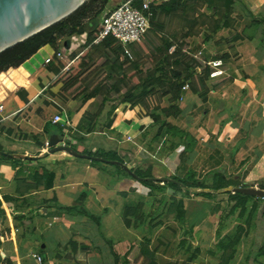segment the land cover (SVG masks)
<instances>
[{"label": "rangeland", "instance_id": "374dc122", "mask_svg": "<svg viewBox=\"0 0 264 264\" xmlns=\"http://www.w3.org/2000/svg\"><path fill=\"white\" fill-rule=\"evenodd\" d=\"M190 2L197 8L195 12L171 13L161 18L160 29H151L136 48L145 67L151 65V58L159 56L158 50L166 43L179 48L184 66H191L197 76L192 81L196 93L190 87L174 100L171 95H163L164 87L154 82L147 88L134 90L136 102H123L111 110L109 101L75 98L74 91L63 90L62 84L51 85L55 78L53 67L65 65L67 59L53 60L52 65L43 66L41 61L48 53L42 51L25 63L26 69L34 70L29 77L22 67L0 73V100L5 105L0 114V150L49 158H38L34 163L12 158L16 159L13 165L24 160L27 165L20 170L32 178V182L24 178L19 185L21 191L35 184L37 172L55 175V169L63 168L64 161L76 164L84 160L95 170L82 180L79 188H89L91 183V188L94 186L101 193L103 186L108 189L113 185L115 172L121 168L115 162L120 161L116 144H144L150 153L142 149L140 154L150 156L148 159L153 164L146 163L140 170L150 177L146 184L135 177L132 185L126 183L120 214L114 210L118 206L113 190L105 191L107 195L100 197L105 204L103 212L83 214L89 220L90 215L97 219L99 224L91 220L99 234L112 241L120 264H149L150 259L142 254L149 240L156 256L160 257L161 252H166V256L171 254V247L162 242L165 237L160 241L156 235L164 225L162 222L180 214L181 202L196 221L213 210L217 216L218 229H205L200 245L205 253L195 264H264V193H251L264 191V38L260 35L247 38L242 32L246 22H239L234 11L227 19L226 10L215 5L216 0ZM118 3L120 0H110L95 17L94 10L88 13L84 21L86 37L99 25L102 15ZM225 22L229 27L223 26ZM261 22L264 25V19ZM201 43L207 44L204 54L201 59L195 58L193 55ZM221 47L231 51L227 53L232 58L229 75L208 77L202 83L200 78L208 66L205 61L210 59L205 58L206 54ZM187 48L190 58L184 57ZM82 50L80 47L73 54ZM99 51L90 47L86 52L97 56ZM52 72L53 79H48ZM137 77L133 71L131 79L136 82ZM27 78L29 84L25 87ZM102 95L107 100L118 96L109 92ZM57 114L63 119L57 123L61 130L51 128L47 132L46 124L53 123ZM130 115L135 117L134 129H130L133 122ZM123 125L126 131L119 130ZM90 128L92 131L88 132ZM131 133L137 135L132 140ZM188 144H192L190 149L185 148ZM129 150H125L124 156ZM2 161L9 159L0 155ZM78 175L79 171L74 169L68 181L77 183ZM255 183L257 186L252 188ZM223 185L226 186L215 190ZM202 192L211 196H202L207 201L202 200L201 204L187 199ZM235 193L250 198L243 202L235 198L238 197ZM73 204L80 209L85 204L84 198L78 197ZM170 208L174 211L167 215ZM175 224L178 232L189 226L186 222L175 221Z\"/></svg>", "mask_w": 264, "mask_h": 264}, {"label": "crops", "instance_id": "0c3cea01", "mask_svg": "<svg viewBox=\"0 0 264 264\" xmlns=\"http://www.w3.org/2000/svg\"><path fill=\"white\" fill-rule=\"evenodd\" d=\"M233 11V14L237 17L236 19L241 23H247L252 17L261 21L264 19V0H234ZM253 34L254 37L260 35L264 38L262 23L257 26ZM206 46L207 44L201 43V48H198L197 51L200 50L204 54L203 50ZM42 51H47V56H49L52 48L45 45L33 57L39 56ZM220 52L229 54L231 51L225 47L216 48L215 50L210 49L208 54L211 57L209 58H213ZM33 57L20 66L28 71V77L34 70L31 67L32 70L30 71L24 65ZM231 59L229 57L224 61L226 66L223 67L226 71L222 77L229 75ZM43 60L41 61L42 65ZM239 65L246 67L247 63H239ZM49 73L51 72L49 71ZM53 77L54 74L48 79H53ZM26 80L27 82L23 85L25 87L29 84L28 78ZM41 83L45 85V81L41 80ZM130 117L133 120L130 129H134L133 127L136 125L135 117L132 118V115ZM119 130L126 131V126H120ZM136 136V134L131 133L130 139L132 140ZM116 145L120 161L115 162L121 168L115 172L113 185H109V190L106 186H103L101 193L94 186L91 188V183L89 188H79L82 180L93 174L95 170H91V164L86 163L84 160H80L76 164L71 161H64L63 168L55 169L51 187L46 188L43 185H38L29 191L19 190V185L21 186L23 181H17V177H19L20 179L28 178L27 181L32 182L31 176L28 177L27 173L20 170L23 165H27L28 161L26 163L22 160L19 164L14 165L10 160L0 162V264H114L108 243L109 239L103 234H99L95 223L83 214L85 212H103L105 204L100 201V197L107 195L105 191L111 190L116 193L113 196L117 197L115 202H117L118 208L116 207L114 210L117 214H120L122 196L125 195L124 188L127 187L126 183L132 185L134 183H132L133 177L138 179L134 173L136 169L141 168L146 163L153 164L149 160L150 156L140 154L142 149L150 153L145 149L144 144ZM180 147L182 146H178V148ZM127 148L130 150L124 156ZM43 159L49 158H39V160ZM74 169L79 171L77 183L76 181H68V177L72 176ZM125 172L127 173L125 174ZM147 178L145 177V179ZM74 183H76V186L71 185ZM251 186L252 188L253 186L256 187L257 183ZM78 197L84 198L85 203L80 209L73 204ZM187 199L195 204H201L202 200H206L201 195ZM71 207L72 209H67ZM184 207L185 220L192 229L191 242L194 245L202 246L206 234L205 229L210 231L218 229L216 213L213 210L211 214L207 213L196 221L195 218H192L191 211L190 213L187 211L186 205ZM210 238H213V236ZM70 242L76 243L74 248L69 245ZM210 243L212 242L210 241ZM34 254H39L42 257L41 263L33 256Z\"/></svg>", "mask_w": 264, "mask_h": 264}, {"label": "trees", "instance_id": "16d2710c", "mask_svg": "<svg viewBox=\"0 0 264 264\" xmlns=\"http://www.w3.org/2000/svg\"><path fill=\"white\" fill-rule=\"evenodd\" d=\"M109 1L110 0H87L74 13L61 21L0 52V73L10 68H19L45 45H49L54 50H58L62 39L68 38L74 34L85 32L84 21L87 19L89 12H93L94 10L93 17L98 16L105 9ZM140 2L141 0H136L134 4L138 6ZM233 4L234 0H216L215 5L226 10V18L228 19L230 18V15H232ZM196 9L197 8L190 2V0H152L149 9L146 11L149 16V28L140 42L127 45L119 43L112 36H106L97 44L92 43L101 28L100 25H97L92 32L87 34L86 43L81 47L83 50L79 54H73L68 58L71 62L67 68H65V65H59V68L51 66L54 68L53 72L55 73V78L52 80L51 85L55 86L62 84L63 90L74 91L73 96L75 98L82 97L84 100L100 98L102 102L109 101L111 104V110H115L116 107L123 102H136L137 100L134 90L141 86L147 88L154 82H158L160 87H164L163 95H171L174 100H177L181 96L182 86L186 83H188L189 89L192 87L191 92L196 93L197 90L193 87L192 81L196 79L197 76L191 66H184L183 53L179 48L171 43H166L164 48L162 47L158 50L159 56L151 58V65L147 67L142 65L143 58L139 50L136 48L151 29H160L161 18L168 16L171 13L179 12L188 14L192 11L195 12ZM260 23L262 22L252 17L243 27L242 32L247 38H252L255 29ZM223 26L229 27V24L225 22ZM90 47L100 49L97 56L92 54L88 55V52L86 51ZM171 48L173 49L171 50ZM190 53L191 52L188 51V48L185 49L184 57L190 58ZM206 55L205 58L211 57L210 54ZM227 56V53L220 52L213 58H220L225 61L229 58ZM52 63L53 61L47 65H52ZM133 71L135 75L138 76L136 82L131 79ZM158 73L159 76H156ZM208 73L209 67L207 66L205 75L200 78L202 83L208 78ZM107 92L112 93V96H118L107 100L109 98L103 97L102 95ZM51 128L61 130L57 123L46 124L45 130L47 132H49ZM91 131V128L88 129V132ZM179 133L183 134V131H179ZM191 146L192 144H188L185 148L190 149ZM4 157L12 162L16 160L8 156ZM27 161L32 162L37 160ZM134 173L144 184H146L145 177H150V174L143 173L140 168L136 169ZM35 177L37 178L36 181H34L35 184L28 185V188L25 191H29L38 185H43L44 187L49 188L53 184V174H47V172L39 174L37 172L35 173ZM18 180L22 182L24 178L20 179L17 177V181ZM225 186L226 185L220 187L216 186L215 190ZM234 195L238 196L235 198H241L243 202L250 198V196H244L239 193H235ZM201 196L210 197L211 194L202 192ZM174 202L175 204L178 203V201ZM178 206L180 214L177 216L175 215V217L171 215L174 211L172 209L174 207L173 205V207L166 212L167 215L171 216L162 222L164 225L156 235V239L158 238L160 241L165 237L164 241L166 242H162L171 247V249L170 247L168 248V250L170 249L169 251L171 254L166 256V252H161L160 257L156 256L154 250L152 248L150 249L151 242L149 240L144 249H142V254L150 259L149 264H195L197 258L205 253V249L200 245L192 244V229L188 226L185 220L183 202L179 203ZM67 209L70 210L72 207ZM89 217L96 224H99L93 215H90ZM175 221L180 222L181 224H185L186 222L188 228H183V230L181 229V231L178 232V229L175 226ZM108 243L114 257V264H120L119 256L112 241H108ZM69 245L74 248L76 243L70 242Z\"/></svg>", "mask_w": 264, "mask_h": 264}, {"label": "built area", "instance_id": "2783aa9c", "mask_svg": "<svg viewBox=\"0 0 264 264\" xmlns=\"http://www.w3.org/2000/svg\"><path fill=\"white\" fill-rule=\"evenodd\" d=\"M136 0H120L115 7L104 13L100 18L99 25L101 26L98 35L92 41L97 44L106 36H112L115 40L123 45L140 42L149 28V16L146 12L149 9V5L152 0H141L137 6L134 4ZM79 38L81 40L79 41ZM86 32L81 34H74L68 38L60 41V48L54 50L49 56L44 58L43 65L49 64L53 60L61 61L67 59L65 68L68 67L71 61L68 60L78 48L82 47L86 43ZM77 42V43H76ZM173 48H171L172 50ZM196 58L201 59L202 51L194 53ZM206 65L210 68L208 73L209 78H217L225 75L224 65L225 62L220 58H211L205 61ZM189 86L186 83L182 86V92L188 90ZM5 105L0 100V114L4 112ZM63 121L61 115L57 114L52 119L53 123ZM68 124V122H67ZM39 263L42 262V257L39 254L33 255Z\"/></svg>", "mask_w": 264, "mask_h": 264}, {"label": "water", "instance_id": "95a60500", "mask_svg": "<svg viewBox=\"0 0 264 264\" xmlns=\"http://www.w3.org/2000/svg\"><path fill=\"white\" fill-rule=\"evenodd\" d=\"M87 0H0V52L22 42L74 13ZM10 158L35 160L39 155H18L0 150ZM166 179V178H164ZM249 192V190H242ZM252 194H263V190Z\"/></svg>", "mask_w": 264, "mask_h": 264}]
</instances>
